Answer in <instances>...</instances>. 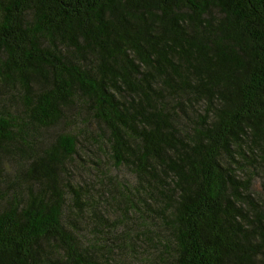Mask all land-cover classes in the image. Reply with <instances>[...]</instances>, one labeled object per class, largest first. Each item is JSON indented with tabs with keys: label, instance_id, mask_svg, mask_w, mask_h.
<instances>
[{
	"label": "trees",
	"instance_id": "trees-1",
	"mask_svg": "<svg viewBox=\"0 0 264 264\" xmlns=\"http://www.w3.org/2000/svg\"><path fill=\"white\" fill-rule=\"evenodd\" d=\"M0 264H264V0H0Z\"/></svg>",
	"mask_w": 264,
	"mask_h": 264
},
{
	"label": "rangeland",
	"instance_id": "rangeland-1",
	"mask_svg": "<svg viewBox=\"0 0 264 264\" xmlns=\"http://www.w3.org/2000/svg\"><path fill=\"white\" fill-rule=\"evenodd\" d=\"M31 127H29V130H33V131H36V132H38V133H40V134H43L45 131L44 130H42V129H38V130H35V129H30ZM61 127H58L57 129H60ZM87 154V153H86ZM13 172V168L11 169V173ZM259 183H260V180L258 179L256 182H255V184H254V187H255V189H258L259 187H260V185H259Z\"/></svg>",
	"mask_w": 264,
	"mask_h": 264
}]
</instances>
